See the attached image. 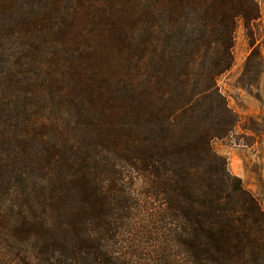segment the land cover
Listing matches in <instances>:
<instances>
[{"label": "trees", "instance_id": "obj_1", "mask_svg": "<svg viewBox=\"0 0 264 264\" xmlns=\"http://www.w3.org/2000/svg\"><path fill=\"white\" fill-rule=\"evenodd\" d=\"M259 17L256 0H0V264H111L109 206L77 207L133 200L122 179L102 192L120 173L167 207L184 264H264V211L211 146L237 124L217 81Z\"/></svg>", "mask_w": 264, "mask_h": 264}, {"label": "rangeland", "instance_id": "obj_2", "mask_svg": "<svg viewBox=\"0 0 264 264\" xmlns=\"http://www.w3.org/2000/svg\"><path fill=\"white\" fill-rule=\"evenodd\" d=\"M256 2L260 17L248 34L241 23L238 25L233 66L217 81L237 124L228 138L212 141L211 146L264 211V0ZM134 178L131 173L103 176L102 192L120 194V183L116 188L110 186L112 179H122L125 192L133 199L129 203H98L92 194L87 202L78 204L77 210L93 217L100 204L109 206L107 222L100 229H107L101 238L111 264H184L183 254L171 237L173 222L161 216L167 207L162 203H142V186ZM97 233L92 231L95 238L99 237Z\"/></svg>", "mask_w": 264, "mask_h": 264}]
</instances>
